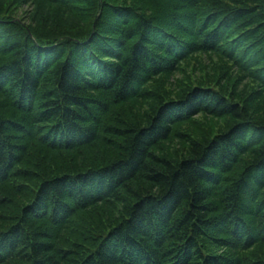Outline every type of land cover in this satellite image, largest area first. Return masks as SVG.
Here are the masks:
<instances>
[{
  "label": "trees",
  "instance_id": "obj_1",
  "mask_svg": "<svg viewBox=\"0 0 264 264\" xmlns=\"http://www.w3.org/2000/svg\"><path fill=\"white\" fill-rule=\"evenodd\" d=\"M0 264H264V0H0Z\"/></svg>",
  "mask_w": 264,
  "mask_h": 264
},
{
  "label": "rangeland",
  "instance_id": "obj_2",
  "mask_svg": "<svg viewBox=\"0 0 264 264\" xmlns=\"http://www.w3.org/2000/svg\"><path fill=\"white\" fill-rule=\"evenodd\" d=\"M26 7V6H24ZM213 55V54H212ZM215 58L216 56L213 55ZM209 56L201 53H194L190 58H188L185 62H183V68L178 69L172 74L165 75L164 78H159L157 80L158 84L163 89L164 93L169 94L170 92L175 94L178 90L181 81L188 79L187 73L189 74H198L200 71V66L206 64V66H210L211 60H209ZM187 76V77H186ZM198 119H197V118ZM194 127H203L208 128L210 126L212 129L217 128L220 125V119L215 117H201V115H196ZM210 129V128H208Z\"/></svg>",
  "mask_w": 264,
  "mask_h": 264
}]
</instances>
